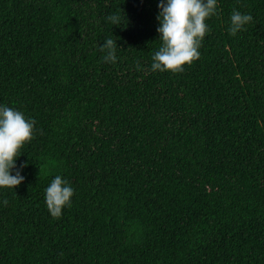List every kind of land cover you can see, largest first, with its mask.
<instances>
[{
	"label": "trees",
	"instance_id": "16d2710c",
	"mask_svg": "<svg viewBox=\"0 0 264 264\" xmlns=\"http://www.w3.org/2000/svg\"><path fill=\"white\" fill-rule=\"evenodd\" d=\"M160 2L0 0V106L35 121L0 264H264V0H217L179 73L151 69ZM234 10L253 20L232 36Z\"/></svg>",
	"mask_w": 264,
	"mask_h": 264
},
{
	"label": "clouds",
	"instance_id": "9594fccd",
	"mask_svg": "<svg viewBox=\"0 0 264 264\" xmlns=\"http://www.w3.org/2000/svg\"><path fill=\"white\" fill-rule=\"evenodd\" d=\"M161 9L157 17L160 27L161 46L152 56V71L179 73L185 65H191L200 58L199 48L208 32L206 20L216 14L217 0H161ZM107 19L119 26V15L111 14ZM229 32L235 36L243 31L253 17L234 10L230 17ZM116 40L106 39L100 51L105 53L103 60L116 62ZM137 70H141L137 62ZM35 121L27 119L24 114L8 106H0V188H16L24 177L17 171L16 160L21 156V149L34 138ZM26 166V165H25ZM39 178V177H38ZM74 189L67 180L57 175L45 189L47 209L53 218L62 215L64 207L71 205ZM4 205L8 200L3 201Z\"/></svg>",
	"mask_w": 264,
	"mask_h": 264
}]
</instances>
